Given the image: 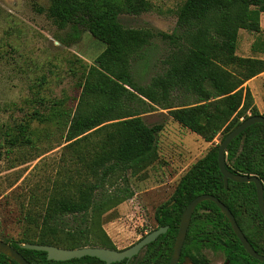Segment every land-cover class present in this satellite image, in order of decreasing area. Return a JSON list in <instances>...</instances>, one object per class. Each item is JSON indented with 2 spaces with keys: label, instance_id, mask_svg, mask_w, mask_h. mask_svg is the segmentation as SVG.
I'll return each mask as SVG.
<instances>
[{
  "label": "trees",
  "instance_id": "trees-1",
  "mask_svg": "<svg viewBox=\"0 0 264 264\" xmlns=\"http://www.w3.org/2000/svg\"><path fill=\"white\" fill-rule=\"evenodd\" d=\"M152 10L150 0H50L48 8L40 10L59 30L70 29L62 44L78 43L87 32L105 49L92 65H83L74 109L66 110V102L56 101L48 111L33 114L31 121L55 124L65 131V148L73 151L80 167L58 172L41 210L27 212L26 220L38 235L31 237L29 227L21 244L116 249L105 241L94 242L92 234L103 214L133 198L134 193L122 184L128 181V173H141L159 160L158 134L163 125L150 127L143 119L156 107L209 143L220 134L222 143L244 120L260 115L246 84L264 73V59L241 57L237 51L242 30L261 32L264 0H186L171 34L127 28L121 22L122 15L140 16ZM157 37L168 42L172 52L163 61V71L147 81L144 71ZM252 49L264 53V41H256ZM180 96L194 101L178 104ZM32 135L30 122L23 124L10 144H31ZM220 144L190 168L172 199L157 209L158 225L169 230L148 245L141 264H149L158 248L159 264L169 263L182 215L203 194L224 203L250 243L264 252V218L256 186L229 181L225 187L218 163ZM226 166L234 174L257 176L264 183V125H253L232 141ZM204 208L216 210L225 219L215 203L206 201L197 207L192 224ZM225 223L233 234L229 222ZM4 241L31 264H105L92 257L49 261L45 252ZM0 264L16 262L0 253Z\"/></svg>",
  "mask_w": 264,
  "mask_h": 264
},
{
  "label": "rangeland",
  "instance_id": "rangeland-1",
  "mask_svg": "<svg viewBox=\"0 0 264 264\" xmlns=\"http://www.w3.org/2000/svg\"><path fill=\"white\" fill-rule=\"evenodd\" d=\"M185 1L150 0L152 11L122 15L121 22L127 28L171 34ZM49 4L50 0H0V239L17 243L29 227L31 237L38 235L26 214L41 210L57 173L80 167L73 151L65 148V131L55 124L31 121L33 114L48 111L56 101L66 102V110L74 109L81 93L83 65H92L105 49L87 32L78 43L62 44L60 40L67 39L70 29L59 30L40 12ZM256 41H264V14L260 33L240 32L238 56L264 59V53L252 49ZM171 52L168 42L155 38L143 79L149 81L162 72ZM246 85L254 106L264 116V73ZM180 97L178 104L194 101ZM143 119L150 127L163 125L158 134L159 160L141 173H128V181L122 184L134 193L133 198L103 214L92 234L94 242L105 241L118 250L135 245L157 228V209L172 199L181 178L223 138L220 134L206 142L159 107ZM29 122L31 144L12 146L19 127Z\"/></svg>",
  "mask_w": 264,
  "mask_h": 264
},
{
  "label": "water",
  "instance_id": "water-1",
  "mask_svg": "<svg viewBox=\"0 0 264 264\" xmlns=\"http://www.w3.org/2000/svg\"><path fill=\"white\" fill-rule=\"evenodd\" d=\"M262 124L264 125V116L257 115L251 116L248 119L244 120L235 130L229 133L224 141L219 146L218 151V163L220 171L224 178L225 187H228L229 181H233L236 183H254L257 190V198L259 209L264 218V183L257 176H249L243 174H234L227 169L226 166V158L228 147L232 143V141L237 138L241 133L250 128L253 125ZM212 201L214 202L220 210L224 213V215L228 218L233 231L235 232L237 238L240 240L241 244L245 248V250L251 254L254 258H257L264 262V257L258 255L255 251L251 243L246 238L242 229L238 225L236 218L230 211V209L222 203L217 197L209 194H203L195 198L186 208L182 215L179 232L177 235L176 243L174 246V251L172 255V259L170 264H178L182 249L184 246V242L186 240L188 230L192 221L193 214L196 208L203 202ZM168 227H161L157 230L152 231L148 235H146L142 240H140L135 245L125 249V250H112L102 247H84L77 249H65L59 248L52 245H41L37 243H18V246L22 249L34 250V251H42L47 253V259L49 261L56 262H65L73 259H81L84 257H92L97 258L106 264H113L117 262H122L124 260H131L133 257L140 254V252L155 242L162 234L166 233ZM0 253L7 256L17 264H31L28 262L23 255L10 243H7L0 239Z\"/></svg>",
  "mask_w": 264,
  "mask_h": 264
},
{
  "label": "flooded vegetation",
  "instance_id": "flooded-vegetation-1",
  "mask_svg": "<svg viewBox=\"0 0 264 264\" xmlns=\"http://www.w3.org/2000/svg\"><path fill=\"white\" fill-rule=\"evenodd\" d=\"M218 209L220 210L219 207ZM220 212L223 213L221 210ZM213 213H215L214 216L211 215ZM199 214L200 215L196 217L197 221L194 224H192V221H191L178 264H264L263 261L257 258H254L251 254H249L245 250L244 247L243 248L246 254H244L243 251L237 246V242L233 234L235 235L236 238L237 236L235 232L233 231L232 226L228 218L224 215V213L223 215L225 216V219L229 222V225H230V228L232 229L233 234L230 232L228 226L226 225L225 223L226 220L224 218H221L218 215V212L216 210H213L211 208H204V209L199 210ZM210 217H214V218H210ZM192 220H193V217H192ZM221 221H223L224 223H222ZM191 225L193 226V228L190 231ZM161 227L162 226H159L157 223V228L155 230ZM164 227H168V230H169V226H164ZM152 231L154 230H151L149 233H151ZM167 232L162 235L167 234ZM149 233H146L144 236H142L141 240ZM177 235H176L173 247H172V253H171L170 261L168 264H170L171 259H172ZM88 247H93V246H88ZM147 247H145L140 252V254L133 257L131 260H124L126 264H141L149 250ZM253 248L258 253V255L264 257L263 251H259L254 246ZM112 250H118V249H112ZM159 250L160 248H158L156 251H154V253H152V257L149 258V264H159V261L156 259V256ZM124 261L113 263V264H121Z\"/></svg>",
  "mask_w": 264,
  "mask_h": 264
}]
</instances>
